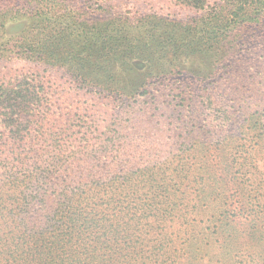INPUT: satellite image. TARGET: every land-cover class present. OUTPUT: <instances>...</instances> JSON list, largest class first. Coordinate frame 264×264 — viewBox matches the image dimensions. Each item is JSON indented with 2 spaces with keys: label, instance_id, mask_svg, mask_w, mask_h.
Listing matches in <instances>:
<instances>
[{
  "label": "trees",
  "instance_id": "trees-1",
  "mask_svg": "<svg viewBox=\"0 0 264 264\" xmlns=\"http://www.w3.org/2000/svg\"><path fill=\"white\" fill-rule=\"evenodd\" d=\"M178 2L200 13L95 18L80 0H0V58L60 66L101 101L77 114L39 72L1 75L0 264H264V69L245 99L214 80L233 50L264 46V0ZM176 74L199 124L160 155L136 144L159 130L133 103Z\"/></svg>",
  "mask_w": 264,
  "mask_h": 264
},
{
  "label": "rangeland",
  "instance_id": "rangeland-1",
  "mask_svg": "<svg viewBox=\"0 0 264 264\" xmlns=\"http://www.w3.org/2000/svg\"><path fill=\"white\" fill-rule=\"evenodd\" d=\"M216 1L220 0H209V3ZM80 2L87 7V10L92 11L91 17L95 18L121 13L133 17L156 16L173 22H185L200 13L194 8L192 9L179 3L178 0H80ZM249 34L253 35L255 39L259 35L254 28ZM247 47L250 46L246 44L239 51L233 50L236 54V59L233 60V67L227 70L228 73L226 72L222 76L214 78L216 83H223L224 88H229V92L231 90L235 92L234 88L236 86L238 89H246L244 91V99L250 95L248 90L251 87H248V85L259 80V78L261 79L260 73L264 69V46L252 47L250 52L243 51ZM63 70L60 66L47 67L38 62V60L22 59L19 56L0 58V77L3 74L8 76L21 72H39L44 75L45 85L51 88L55 104L60 108L73 107L77 114L83 115L87 106H95L101 102L97 99L98 97L94 96L95 94L93 95L87 88L75 83ZM186 84V78L176 74L166 80L158 81L152 87L151 92L148 93L150 94L148 104L141 102L145 100V97H140L141 99L138 102L133 103L136 110L148 105L149 115L151 116V128L153 131L159 130L157 137L152 141L138 139L136 141L138 146L153 149L154 153L160 151V153H157L160 155L167 154V152L176 150L180 146L183 140L182 137L189 136L191 132L198 129L195 125L199 123H195L190 114L188 104L190 98H186L185 95L180 93ZM169 86L175 87L177 91H169ZM228 95L230 104L234 105L237 97L229 93ZM149 96H147V99ZM111 102L113 104H109V106L114 108V112L118 113L123 103L120 101L115 102L114 100H111ZM120 103L122 104L119 107L118 104L120 105ZM104 110L106 109H102L101 112H105ZM101 112L100 120L103 118L105 120L104 113ZM198 114L201 118L200 122H202V118L206 117L205 109L199 110ZM169 117H171V120H169ZM165 128H167V131L163 135ZM0 207L4 208L2 204ZM194 223L197 224L198 222ZM154 238H156L154 233L148 235V239L154 240ZM4 262L5 258L0 241V263Z\"/></svg>",
  "mask_w": 264,
  "mask_h": 264
}]
</instances>
